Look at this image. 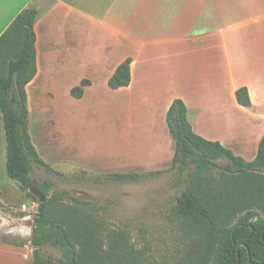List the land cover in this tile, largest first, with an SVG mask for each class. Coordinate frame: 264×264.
Segmentation results:
<instances>
[{"label": "crops", "instance_id": "1", "mask_svg": "<svg viewBox=\"0 0 264 264\" xmlns=\"http://www.w3.org/2000/svg\"><path fill=\"white\" fill-rule=\"evenodd\" d=\"M27 8L39 12L38 73L27 92L38 81L56 80L71 94L89 80L79 99L90 91L94 104L112 99L122 130L124 120L137 119L126 132L137 137L130 146L143 154L142 171L173 164L167 113L175 99L186 103L197 134L248 161L257 156L264 135V0H0V37ZM128 58L131 83L111 88L109 79ZM241 87L251 106L238 102ZM166 148L168 159L162 157ZM6 163L0 130V203L14 205L7 193L22 190ZM33 252L31 242L0 240V264H32Z\"/></svg>", "mask_w": 264, "mask_h": 264}, {"label": "trees", "instance_id": "2", "mask_svg": "<svg viewBox=\"0 0 264 264\" xmlns=\"http://www.w3.org/2000/svg\"><path fill=\"white\" fill-rule=\"evenodd\" d=\"M36 8L23 10L0 37V112L2 113L9 177L38 202L33 213L31 238L9 233L3 243L34 247L32 264H264V135L254 160L197 134L189 120L188 107L175 99L167 113V123L175 141L171 169L184 179L185 187L169 212V219L182 234V244L171 255L155 254L150 244H139L127 227L110 226L106 217L86 211L94 206L69 194L53 190L54 182L36 184L34 164L56 170L38 153L29 132L27 85L38 73ZM132 59L122 62L109 79L113 89L132 80ZM91 82L71 89L82 98ZM241 105L251 106L246 87L237 90ZM220 159L227 162L221 164ZM146 173L110 174L108 180L139 181ZM41 191L45 201L34 194ZM1 205V203H0ZM52 245L62 255L42 252Z\"/></svg>", "mask_w": 264, "mask_h": 264}, {"label": "rangeland", "instance_id": "3", "mask_svg": "<svg viewBox=\"0 0 264 264\" xmlns=\"http://www.w3.org/2000/svg\"><path fill=\"white\" fill-rule=\"evenodd\" d=\"M28 96L33 143L40 156L56 170L34 164L35 183L48 179L54 182L53 190L66 189L73 197L91 201L94 206L85 207L86 211L106 217L111 227H127L137 243L152 245L159 257L162 253L171 255L183 238L168 215L185 187L184 179L171 167L155 175H142L139 181L106 179L110 174L147 172L142 171L138 160L143 154L130 146L137 137L126 132L137 119L124 120L122 130L120 106L112 99L104 96V102L94 104L91 91L86 99H76L66 85L56 80L38 81V85L29 88ZM0 130L5 136L3 119ZM162 157H170L167 148ZM219 162L225 164L227 160ZM21 190L7 193V201L14 205H0L4 214L0 216V236L3 232L23 238L33 235L31 227L20 220L31 219L29 215L37 211L38 202ZM42 252L54 257L62 255L61 249L52 245L43 247Z\"/></svg>", "mask_w": 264, "mask_h": 264}, {"label": "water", "instance_id": "4", "mask_svg": "<svg viewBox=\"0 0 264 264\" xmlns=\"http://www.w3.org/2000/svg\"><path fill=\"white\" fill-rule=\"evenodd\" d=\"M34 194L35 195H37L39 198H40V201L42 202V201H45L46 200V197L44 196V194L41 192V191H39V190H34ZM0 216L1 217H3L4 216V214H3V212H1L0 211ZM20 221H22L26 226H28V227H31V228H33L34 227V221H32L31 219H29V218H26V219H22V220H20ZM33 230V229H32ZM7 233V232H6ZM9 234H11V233H9ZM14 235V234H13ZM32 235V234H31ZM32 237V236H31ZM30 237V238H31ZM29 239V238H28Z\"/></svg>", "mask_w": 264, "mask_h": 264}, {"label": "bare ground", "instance_id": "5", "mask_svg": "<svg viewBox=\"0 0 264 264\" xmlns=\"http://www.w3.org/2000/svg\"><path fill=\"white\" fill-rule=\"evenodd\" d=\"M29 217H30V218L32 219V221H33V218H34L33 215L30 214ZM32 232H33V230H32V228H31L30 233L32 234Z\"/></svg>", "mask_w": 264, "mask_h": 264}, {"label": "built area", "instance_id": "6", "mask_svg": "<svg viewBox=\"0 0 264 264\" xmlns=\"http://www.w3.org/2000/svg\"><path fill=\"white\" fill-rule=\"evenodd\" d=\"M23 209H27V206L26 205H23Z\"/></svg>", "mask_w": 264, "mask_h": 264}]
</instances>
